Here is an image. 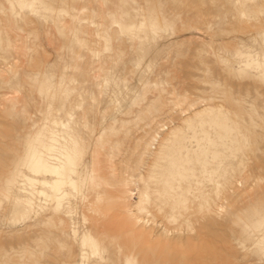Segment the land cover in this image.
<instances>
[{
	"label": "rangeland",
	"instance_id": "obj_1",
	"mask_svg": "<svg viewBox=\"0 0 264 264\" xmlns=\"http://www.w3.org/2000/svg\"><path fill=\"white\" fill-rule=\"evenodd\" d=\"M0 264H264V0H0Z\"/></svg>",
	"mask_w": 264,
	"mask_h": 264
},
{
	"label": "bare ground",
	"instance_id": "obj_2",
	"mask_svg": "<svg viewBox=\"0 0 264 264\" xmlns=\"http://www.w3.org/2000/svg\"><path fill=\"white\" fill-rule=\"evenodd\" d=\"M164 155L165 152L161 150L156 158L159 159ZM177 165L178 163L174 161L171 167L177 169ZM176 176L180 178L181 175H175L174 173L168 172L166 175V181H164L165 183L163 184V189L157 188L156 190H151V188L147 184L146 179L143 176H139L135 178L134 181L128 182L127 184L130 186L127 190V196L131 197L132 195H135V199L131 204L132 206L128 209V211L131 212L132 216H134L138 221L148 222V220L144 219V215L147 211V200L150 198L149 192L157 191L160 196L163 195V191L170 190L174 182L178 180ZM175 204L178 208L182 206L181 200L179 199L175 202ZM204 207L208 209L211 208L208 202Z\"/></svg>",
	"mask_w": 264,
	"mask_h": 264
}]
</instances>
